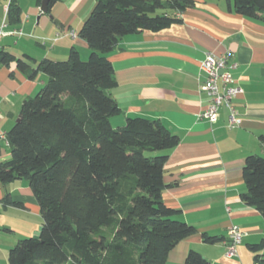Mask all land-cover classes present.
<instances>
[{"label": "trees", "instance_id": "1", "mask_svg": "<svg viewBox=\"0 0 264 264\" xmlns=\"http://www.w3.org/2000/svg\"><path fill=\"white\" fill-rule=\"evenodd\" d=\"M43 0H37L41 4ZM58 0L48 1V13ZM80 30L91 51L82 60L73 48L67 60L36 62L0 51V66L16 63L30 79L48 80L24 101L20 121L7 133L11 158L0 162V184L27 180L43 218L39 239L20 240L9 264H166L170 252L197 233L164 204V168L180 137L158 120L111 119L121 109L108 59L126 35L160 32L182 22L193 0H95ZM234 12L264 21V0H234ZM12 0L7 23L21 22ZM34 62V66L28 62ZM0 137V158L2 156ZM245 205L264 217V157L250 155L243 166ZM6 207H23L7 194ZM206 244L222 241L202 235ZM254 264H264V239L249 245ZM186 264H212L190 251Z\"/></svg>", "mask_w": 264, "mask_h": 264}, {"label": "crops", "instance_id": "2", "mask_svg": "<svg viewBox=\"0 0 264 264\" xmlns=\"http://www.w3.org/2000/svg\"><path fill=\"white\" fill-rule=\"evenodd\" d=\"M193 1L196 6L181 15V23L160 32L126 35L108 54L117 81L109 93L121 109L111 123L116 128L128 118L158 120L180 137L164 168L163 201L181 211L180 220L197 233L182 240L166 264H186L190 251L212 264H254L249 245L264 239V217L242 201L248 191L243 166L250 155L264 157V21L235 13L234 0ZM18 3L21 22L3 27L10 0H0V32L4 33L0 51L40 62L67 60L76 48L82 60L89 58L91 51L79 33L95 0H58L49 13L41 10L37 0ZM208 54L227 57L234 85L241 89L233 101L242 118L237 128H229L225 107L216 124L201 118L209 97L202 90L206 76L200 65ZM47 80L43 73L30 79L15 62L0 66V137L16 125L24 101ZM10 158V147L3 140L0 162ZM7 194L23 207L4 206ZM42 225L27 180L0 184V264H9L10 250L33 237ZM232 226L245 236L236 255L228 257ZM204 234L222 241L206 244Z\"/></svg>", "mask_w": 264, "mask_h": 264}, {"label": "built area", "instance_id": "3", "mask_svg": "<svg viewBox=\"0 0 264 264\" xmlns=\"http://www.w3.org/2000/svg\"><path fill=\"white\" fill-rule=\"evenodd\" d=\"M6 25L7 21L4 22L3 27ZM3 35V31H1L0 41ZM229 68L228 59L225 56L208 54L202 61L200 69L206 76L202 90L209 97V105L202 113L201 118L206 119L211 124H216L220 119L221 109L225 107L229 111V128L233 129L239 127L242 123L241 115L233 103L234 99L240 95L241 89L234 85L235 81L228 70ZM1 138L5 140L4 136ZM6 143L8 144L7 141ZM229 236L228 257L236 255L237 247L242 242L245 233L237 226H232L229 231Z\"/></svg>", "mask_w": 264, "mask_h": 264}, {"label": "water", "instance_id": "4", "mask_svg": "<svg viewBox=\"0 0 264 264\" xmlns=\"http://www.w3.org/2000/svg\"><path fill=\"white\" fill-rule=\"evenodd\" d=\"M48 1H49V0H43V2H42L41 10H42L43 12H48ZM19 121H20V119L17 121V123H18ZM42 228H43V227H40V228L34 233L33 238H35V239H39V238H40V236H41V232H42Z\"/></svg>", "mask_w": 264, "mask_h": 264}, {"label": "rangeland", "instance_id": "5", "mask_svg": "<svg viewBox=\"0 0 264 264\" xmlns=\"http://www.w3.org/2000/svg\"><path fill=\"white\" fill-rule=\"evenodd\" d=\"M38 93H39V92H38ZM38 93H37V94H38ZM37 94H36V95H37ZM36 95H35V96H36ZM35 96H34V97H35Z\"/></svg>", "mask_w": 264, "mask_h": 264}]
</instances>
